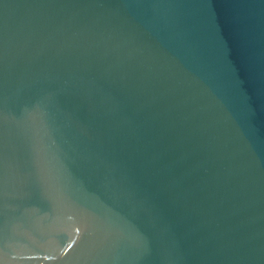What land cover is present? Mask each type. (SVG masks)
<instances>
[{
  "label": "water",
  "instance_id": "95a60500",
  "mask_svg": "<svg viewBox=\"0 0 264 264\" xmlns=\"http://www.w3.org/2000/svg\"><path fill=\"white\" fill-rule=\"evenodd\" d=\"M0 264H264V0H0Z\"/></svg>",
  "mask_w": 264,
  "mask_h": 264
}]
</instances>
